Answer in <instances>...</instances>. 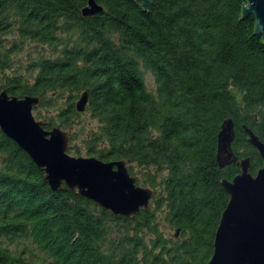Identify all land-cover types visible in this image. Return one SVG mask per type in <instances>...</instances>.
Wrapping results in <instances>:
<instances>
[{
	"label": "trees",
	"instance_id": "1",
	"mask_svg": "<svg viewBox=\"0 0 264 264\" xmlns=\"http://www.w3.org/2000/svg\"><path fill=\"white\" fill-rule=\"evenodd\" d=\"M87 1L0 0V89L38 94L41 104L68 92L44 127L71 128L88 111L96 124L74 151L125 158L153 187L151 205L126 216L64 182L51 188L0 128V264H205L229 197L220 179L239 171L216 160L225 117L234 121V153L250 156L252 173L262 164L242 124L264 141V35L248 38L256 19L240 18L246 0H151L149 11L141 0H97L103 10L83 15ZM27 42L35 53L14 67ZM163 208L184 238L159 231ZM20 238L31 245L10 247Z\"/></svg>",
	"mask_w": 264,
	"mask_h": 264
},
{
	"label": "water",
	"instance_id": "2",
	"mask_svg": "<svg viewBox=\"0 0 264 264\" xmlns=\"http://www.w3.org/2000/svg\"><path fill=\"white\" fill-rule=\"evenodd\" d=\"M149 11L151 0H141ZM103 10L97 0H88L81 9L83 15ZM255 16V27L248 38L261 32L264 35V0H246L241 16ZM239 18V19H240ZM88 90L75 100L78 111H84ZM40 103L38 94L22 96L0 89V128L18 143L33 159L51 188L62 182L77 193L85 195L113 213L135 216L141 208L149 206L153 188L136 184L137 175H131L125 158L110 160L95 155H73L67 151L69 131L59 125L45 128L44 119H36L32 108ZM247 141L257 150L262 164L255 173L250 170V156L238 158L232 149L235 135L232 117L221 122L216 138V160L219 167L237 163L239 171L231 179L220 182L229 194L215 229L212 252L205 264H264V141L247 124H242ZM180 227L174 229V236Z\"/></svg>",
	"mask_w": 264,
	"mask_h": 264
},
{
	"label": "rangeland",
	"instance_id": "3",
	"mask_svg": "<svg viewBox=\"0 0 264 264\" xmlns=\"http://www.w3.org/2000/svg\"><path fill=\"white\" fill-rule=\"evenodd\" d=\"M34 43H25V45H22V48L19 52H17L16 54H14V58H13V66L19 68L18 66L22 65L24 63V61L26 60V58H28L29 54H34L35 50L34 48ZM42 47H44L45 51H50V47H48V45H43ZM144 77H145V82L147 84V87L151 90H153L155 88V83L153 80V77L151 75V73L147 70H144ZM53 95V93H48V95ZM68 95V92H64L61 94V96H59L58 98H54V100L52 99V103H43L41 104V101L38 105L33 106L32 108V113L34 114V116L36 117V119L40 118V119H44L46 121V119L48 117H51L52 119H54L56 117V111L57 109L63 105L66 100L68 98H66ZM77 120L72 124L71 128H67L68 131H70L71 129L77 131L75 138H69V145L67 148V151L70 154L73 155H86L85 153H83V149H81L80 153H77L74 151V147H80L82 148V135L87 131L89 126H94L96 124V120L95 118L92 117V115L88 112L85 111L84 113H81L80 116H78L76 118ZM135 171L139 170L140 167L135 165L133 166ZM141 184H143L140 181ZM149 205H151V201L149 202ZM166 212L165 209L163 208L162 210H158L157 215H156V223H157V228L159 229V231L162 233L163 236L169 238V239H177L180 240L182 238L185 237L186 235V231H181L179 232V234L177 236H173L174 233V226H172L170 224V222L168 221V218H166ZM150 235V234H148ZM27 245H31L30 242L28 240H25L24 238H20L19 239V243L18 242H14L10 244V247L12 248H16L17 250L21 248L25 249V246ZM32 247V246H31ZM33 251H35L33 249Z\"/></svg>",
	"mask_w": 264,
	"mask_h": 264
},
{
	"label": "flooded vegetation",
	"instance_id": "4",
	"mask_svg": "<svg viewBox=\"0 0 264 264\" xmlns=\"http://www.w3.org/2000/svg\"><path fill=\"white\" fill-rule=\"evenodd\" d=\"M237 157H238V156H237ZM241 157H242V156H240V157H238V158H241ZM230 164H231V163H230ZM234 164H236V165L239 167V165H238L237 163H234ZM227 165H229V164H227ZM126 166H127L128 171H129V173H130L131 175H137V178H136V180H135V183H136V184L143 185V184H141L140 181H139V175L130 169V165H129V162H128V161H126ZM223 167H224V166H223ZM239 169H240V168H239ZM251 172H252V171H251ZM225 177H226V176H225ZM227 178H228V177H227ZM229 179H231V177H230ZM152 188H153V187H152ZM153 191H154V189H153ZM150 199H151V198H150Z\"/></svg>",
	"mask_w": 264,
	"mask_h": 264
}]
</instances>
